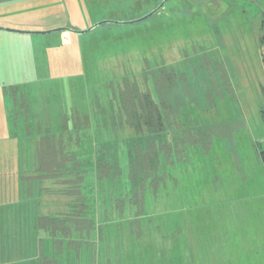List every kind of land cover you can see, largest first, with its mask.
I'll return each instance as SVG.
<instances>
[{
	"label": "rangeland",
	"instance_id": "obj_1",
	"mask_svg": "<svg viewBox=\"0 0 264 264\" xmlns=\"http://www.w3.org/2000/svg\"><path fill=\"white\" fill-rule=\"evenodd\" d=\"M162 1L40 0L28 13L13 6L3 15L20 25L85 31L137 20ZM17 36L0 40V181L4 170L16 184L25 174L45 192L22 204L1 199L0 264H41L55 254L60 264H228L230 250H262L264 0H170L138 24ZM133 84L166 109L164 126L151 130L137 109L141 130L126 122L105 136L103 116L118 124ZM12 135L22 138L4 140ZM48 138L67 161L55 174L41 170L37 154ZM128 138L137 139L134 182ZM106 159L113 173L99 180L96 168ZM82 177L87 212L80 218L93 229L71 230L77 244L56 249L58 237L36 226L70 214L76 199L65 192ZM29 182L32 194L37 186Z\"/></svg>",
	"mask_w": 264,
	"mask_h": 264
},
{
	"label": "trees",
	"instance_id": "obj_2",
	"mask_svg": "<svg viewBox=\"0 0 264 264\" xmlns=\"http://www.w3.org/2000/svg\"><path fill=\"white\" fill-rule=\"evenodd\" d=\"M159 13L160 12L156 13L154 16L158 15ZM165 74H167L168 76H172V74H168V73H165ZM157 78H158V76H157ZM159 78H161V77L159 76ZM130 87L131 88H128L129 92H130L129 101H128V96L126 95L127 97L125 98V102L127 104L124 103V106H126L127 112H120L121 118H120L118 124H115L116 121L113 118L111 119V122L110 121L108 122L106 120V116L104 115L103 116V134H105L106 132L111 131L113 129H115V130L119 129V128L123 129V127H124L123 125L124 124L126 125V122H127V126L130 127V129L132 127L133 129L141 130V127L137 125V122H134L135 117L138 118V116H136V114H138V113L135 112L137 109H141L142 115H146L147 119H145V122L151 130L158 131L161 129L162 125L164 126L163 117H165V116H164L163 112H165L166 109L164 108V110L162 111L159 107H157V103L154 100V98L150 92L142 93L136 84H133V86L130 85ZM162 101H163L162 104L165 105L166 103H165L163 98H162ZM122 115L126 116L127 121L122 119ZM109 124L112 126V128ZM118 125H120L121 127H117ZM154 128H156V129H154ZM62 132L66 135V133L68 132L67 126H64ZM106 134H105V136H106ZM104 140H106V139L104 138ZM136 140H137L136 138H128L125 142V145L127 146V152H128L127 155H128L129 164H130V177L132 178V180H131L132 182H134V178L136 177V175L133 174V172H134L133 167L136 163V160H137L136 156L138 154V151L136 149L135 150L132 149V143H135L134 141H136ZM40 143H41V144H39L40 147L38 146V148H37V154H38V158L40 161L41 170H43V172H45V173L49 172L50 174H55V172H58L57 169H60L61 166H63L62 162H67V161H64L63 156L60 152L61 149L57 148L55 140H53L52 138L51 139H49V138L48 139H41ZM70 152H71V154H73L74 151L72 150V151H69L68 153H70ZM153 153L155 154L156 151L154 150ZM112 155H113V159L115 160V162L117 161V163L115 165H118V160H117L115 154H112ZM154 157H157V153L155 154ZM73 159H74V161H77V159L74 156H73ZM261 159L264 162V151L261 152ZM105 161L103 160V163L101 162L99 164V167L96 168L97 169L96 176L99 180H106L109 177L110 173L111 172L113 173V171H111V170H113L112 169L113 163L111 164L110 160L108 161L107 159ZM147 170H149L148 167L144 171H147ZM137 171L140 172L141 170L138 169ZM83 181H84V177L81 178L80 183H79V185L75 191H73L71 193L65 192L69 196L76 199L75 201H73L72 205L70 206L71 212L68 216L62 218L61 220L60 219L41 218V219H39L38 224L36 226V229L38 231H43V232L45 231L46 232V234L48 235L47 236L48 239H52L53 241H56L57 237H58V239L60 241L55 242L56 249H58L60 245H62V246L63 245H69L70 247L71 246L73 247V244H75V245L77 244L75 242H72V239H71L72 231L75 230V232L79 233V231L83 232V231H90L91 229H93L92 220L87 219V218H80L87 212V207H86L85 203H83L82 192L79 189L81 187ZM144 181L145 180H143L142 182L144 183ZM134 184L132 183V188H134V186H135ZM76 202L78 203L79 208H77V207H75V208L81 209L82 211L74 210L75 209L74 204ZM59 261L61 262V259ZM59 261L55 257H53V259H49L46 257L45 259L43 258L41 260V264H58Z\"/></svg>",
	"mask_w": 264,
	"mask_h": 264
},
{
	"label": "crops",
	"instance_id": "obj_3",
	"mask_svg": "<svg viewBox=\"0 0 264 264\" xmlns=\"http://www.w3.org/2000/svg\"><path fill=\"white\" fill-rule=\"evenodd\" d=\"M37 1H40V0H0V27H3V28H13L14 30H49V29H52V28H55V26L51 25L49 27H43V28H40L38 25L35 26L34 23H30V25H20V24H15V23H10L9 21H6L5 20V16L3 15V12L7 9H10V8H13L14 7H22L21 9H16L17 10L16 12L17 13H28L30 12L31 10L34 9L33 6H30V5H35V3ZM24 7V8H23ZM35 22V21H34ZM29 23H24V24H29ZM26 35V36H29L28 34H21V33H15V32H9V31H1L0 30V40H6V39H14V40H19L20 37H18L17 35ZM3 60V59H2ZM8 124H10L12 126V123L9 122ZM7 124V127L9 126ZM24 137V141L23 142V146H26L27 142H26V134L23 136ZM15 138H18L19 140H21V136H10V137H7L5 138L4 140H12V139H15ZM1 142V140H0ZM6 142V141H4ZM26 150L27 148H23L22 149V153L26 154ZM0 172H2V170H0ZM12 172V170H11ZM4 174L8 175V177L6 179H3L2 181H0V201L2 199L3 200H8V205H12V204H15V203H18V204H22L21 202H25L26 201V196H29V195H32L34 196V194L37 196V195H41L42 193L45 192V189H42L41 186L39 185L38 187V182L37 181H33V182H29L28 181V177L27 175L25 174H20L18 176V184L16 183H12L9 176H11L12 173H9L7 171L4 170L3 172ZM21 176V183L19 182V177ZM37 178V177H36ZM34 180V179H33ZM58 181V180H57ZM27 182L29 183H34L37 187L34 189V192H32V194L30 193H27L28 192V188L25 189V186L27 185ZM55 186L53 185V189H49L50 192H51V195H55V194H60L59 191H57L56 189H54ZM56 196H54L55 198ZM58 197V196H57ZM14 199V200H12ZM35 200V199H34ZM9 201H12V202H9ZM188 241L190 240V238H187ZM236 248L234 250H230L229 251V254H231L230 257H228L226 259V262H228V264H246L247 263H251V260L253 259H261V260H264V246L261 249H259L258 251V254H256L255 256H251L249 253H248V250H236ZM233 251V252H232ZM232 252V253H230ZM238 256L240 257L238 259ZM55 258H57V260L59 261L60 258L56 256V254L53 256ZM60 264V261L59 263ZM260 264H264L263 263H260Z\"/></svg>",
	"mask_w": 264,
	"mask_h": 264
},
{
	"label": "water",
	"instance_id": "obj_4",
	"mask_svg": "<svg viewBox=\"0 0 264 264\" xmlns=\"http://www.w3.org/2000/svg\"><path fill=\"white\" fill-rule=\"evenodd\" d=\"M169 0H163L162 3L155 8L153 11H151L150 13L146 14L145 16L137 19V20H130V21H112V20H107V21H102L98 24H95L94 26L88 28L85 31H80V30H76L73 28H57V29H50L47 31H21V30H14V29H10V28H3L0 27L1 31H9V32H15V33H21V34H28V35H45V34H51V33H56V32H60V31H67V32H71V33H75L78 35L81 34H86L89 33L93 30H95L96 28H98L101 25H108V24H116V25H132V24H138V23H142L144 21L149 20L150 18H152L156 13L163 11L165 8L166 3Z\"/></svg>",
	"mask_w": 264,
	"mask_h": 264
}]
</instances>
